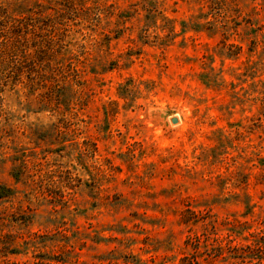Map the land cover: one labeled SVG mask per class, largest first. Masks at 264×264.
<instances>
[{"label":"rangeland","instance_id":"obj_1","mask_svg":"<svg viewBox=\"0 0 264 264\" xmlns=\"http://www.w3.org/2000/svg\"><path fill=\"white\" fill-rule=\"evenodd\" d=\"M0 264H264V0H0Z\"/></svg>","mask_w":264,"mask_h":264}]
</instances>
